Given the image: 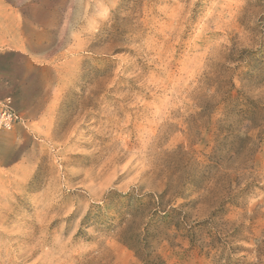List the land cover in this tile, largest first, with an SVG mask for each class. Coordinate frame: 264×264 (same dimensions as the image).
<instances>
[{"label": "rangeland", "instance_id": "obj_1", "mask_svg": "<svg viewBox=\"0 0 264 264\" xmlns=\"http://www.w3.org/2000/svg\"><path fill=\"white\" fill-rule=\"evenodd\" d=\"M0 264H264V0H0Z\"/></svg>", "mask_w": 264, "mask_h": 264}, {"label": "built area", "instance_id": "obj_2", "mask_svg": "<svg viewBox=\"0 0 264 264\" xmlns=\"http://www.w3.org/2000/svg\"><path fill=\"white\" fill-rule=\"evenodd\" d=\"M23 123V118L13 109L11 98L0 100V130H12Z\"/></svg>", "mask_w": 264, "mask_h": 264}, {"label": "crops", "instance_id": "obj_3", "mask_svg": "<svg viewBox=\"0 0 264 264\" xmlns=\"http://www.w3.org/2000/svg\"><path fill=\"white\" fill-rule=\"evenodd\" d=\"M0 100H2V99H0Z\"/></svg>", "mask_w": 264, "mask_h": 264}, {"label": "bare ground", "instance_id": "obj_4", "mask_svg": "<svg viewBox=\"0 0 264 264\" xmlns=\"http://www.w3.org/2000/svg\"><path fill=\"white\" fill-rule=\"evenodd\" d=\"M12 102V101H11Z\"/></svg>", "mask_w": 264, "mask_h": 264}]
</instances>
